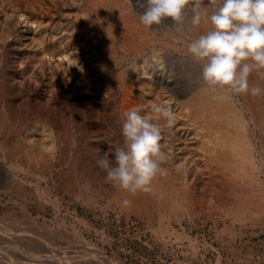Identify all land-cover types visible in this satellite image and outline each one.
Wrapping results in <instances>:
<instances>
[{
    "label": "rangeland",
    "instance_id": "obj_1",
    "mask_svg": "<svg viewBox=\"0 0 264 264\" xmlns=\"http://www.w3.org/2000/svg\"><path fill=\"white\" fill-rule=\"evenodd\" d=\"M6 1L7 0L3 1L2 4L0 3L1 13L6 11L4 13L5 15L0 14L1 19L3 18V16L5 18L4 20H2V25L5 24V26L0 25V29L3 28L2 30H0L1 37L3 33V37L2 38L0 37V78L4 80L2 82L0 80V85H1L0 86V96H1L0 97V110H1L0 113L2 116V117L0 116L1 117L0 121L2 122L0 123L1 124L0 125V129H1L0 130V218H1L0 219V235H1L0 236V264H10V262L13 264H42V263L44 264L45 262L46 264V262L49 263L51 261L50 259H48L49 257L50 258L53 257V259H56L55 260V263H56L60 260L61 261L64 260V258L66 257V254L67 256L70 255L69 258L74 257L77 260V259L83 258V256H86L87 253L89 254V250H90L89 248H91L92 253H90L86 257H90V255H95L97 256L95 257V260L102 262V263L106 262L104 264H238V263L239 264H264V223H261L262 221L261 222L260 221L251 222L250 220L246 218H242L241 216L242 214L240 216L237 215V217L238 216L240 217V218L238 217L239 220H237L238 218H236V215L233 217L234 214L243 213V211L246 212V210H248L249 207L251 208L252 204L253 205H252V208L250 209V212L252 214H254L253 212H255V215L258 214L257 211H255L257 206H255L256 204H254L253 202L257 201L258 199H261L260 198L261 196H262V199H264V182H262L264 181L262 180L264 179L262 178L264 177V175L260 174L258 176V182L262 180L261 182L258 183L259 186L257 183H254L255 185L257 184L256 186L253 183L252 184L242 183V186L240 187H242L243 190H241V188L239 190L237 187V184H239V182L236 185H234V183L230 181L231 176L230 174H227L228 172H226L225 170L221 168L220 169L222 172H220V169H218L219 165L217 166V168L216 166H214V165H217L216 162H215L216 164H214V162L210 164V162L213 160L208 158L207 152L205 148H203L204 147L203 142H205L206 138L209 137V134L211 136L210 138H212L213 137L212 133L214 132L212 130V133H210V131H208L207 129V132H209V134L208 133L204 134L206 132L205 129L207 128L206 127L207 124L201 122V120L198 118L196 120L194 119L195 117H193V115L190 114L192 110L191 108H188L189 106L187 105V102H186L188 100V97H190V95L192 94V92H195L197 90L200 91V89L208 90L207 92L209 93L217 91V90L220 92H223V91L226 92V91L223 90L222 88L221 90L220 87L218 86L212 87L209 85L207 86V84H205L202 78V62H198L194 58H192V56L188 54L187 49L185 52L178 53L179 51L174 50L175 52H173L172 49L168 48V51L169 50L170 51L167 54L166 45L172 43L171 45L173 46V42L175 43L174 45H176V42L173 40H170V38H166L165 33L166 32H177V30H179L180 27H181L180 29L186 28L185 27L186 19L188 18L190 14L193 13L192 4L190 3L186 7L185 12L183 14L184 17L178 25H174V22L171 21V19H166L161 25H159V27L157 26L156 28V26H153L155 29L152 27L153 29L151 28L150 30L149 28L145 27L146 30L149 29L146 31L145 29H143L144 27L142 28L143 25L140 23L137 24V22H140L139 14H142L144 12L146 4H147V0H134V1L133 0H122V1L117 0L118 1L117 9L116 10L111 9V11L116 12L115 14L118 15L117 19L118 18L120 19V20L119 19L117 20V22L119 21V23L118 24L116 23L117 24L116 27L119 26L120 28H122L121 26H123L124 24L123 28L125 27L126 32L129 33L130 35H133L138 29H139L138 32L141 31V32H144V34L146 33V35H148L147 36L148 43L146 41L145 44H149V45H146L145 48H144V44L141 46L137 44V42H139L140 44L142 41L136 38L137 39L136 46L137 47L139 46L142 49L139 52L132 54L127 51H123L120 48L121 43L118 44L117 40H115V42L113 40V43L111 41V47L113 46L114 47L112 50L109 48L106 52L100 51L102 46L100 48L98 44L96 45L94 44L97 41H100V43L103 42L101 41V38L104 40H109V38L111 39V35L109 34V32H111V29L113 28L114 24H113V21L108 16H104L105 12H103L100 18L99 16L95 15V13L97 12V8L93 9L94 8L93 5H89V6L86 5L85 4L86 2H84L86 0H72L74 1L73 3H71L70 0H62L64 3L61 2V0L60 2L58 0H50L52 1L50 3H49V0H45V1L44 0H28V1L21 0L23 1V3H21L20 0L19 1L8 0L10 3ZM69 1H70V4H69ZM215 1L216 2L213 3L212 0H203V5L206 7V11H208L207 12L208 15H209V12L212 13L213 11H215L216 8L220 6V4L222 3V0H215ZM33 2L37 4L35 5ZM14 3L17 5V7H15L16 5L14 6ZM45 3L46 5H44ZM65 3H66V7H64ZM48 4H50L49 5L50 8L46 7L48 6ZM29 5H30V8L28 7ZM101 8L104 9V7H101ZM119 8H120L121 13L117 12ZM127 8H129L130 10ZM25 9H29V14L27 15L28 17L27 19L30 20L33 18V23H29L26 20L24 22L22 20L23 18L19 17V12L25 13L24 12ZM39 9L41 12L37 14L35 11H39ZM45 10L47 11L50 10V12L52 13L50 14L48 13L49 11L47 12ZM204 10L205 8L202 7L201 11H204ZM53 12H55L54 15H53ZM61 12L62 14L65 12L63 17H62ZM130 12H132V14ZM7 14H8V17H7ZM43 14L45 16H43ZM94 16H97V19ZM133 16L135 17L133 19L134 25L137 24L141 26L143 30L140 28L138 29L136 28L137 30L135 31V28H133L132 26L133 24H131L133 22L132 21ZM104 17H107L108 19ZM125 17H127L129 20H130L129 17H131L130 22H125L126 25L124 21H122L124 19L125 20L127 19ZM202 18L203 20H205L203 16ZM44 19L46 21L43 22ZM135 19L137 22L135 21ZM89 20L91 21L92 24L93 23L97 24V21H98V26L100 25V27H95L97 26L96 24H93V25L90 24ZM107 20L108 22L110 21L109 24L112 25V27L109 26L110 31H106L108 30L107 25H109ZM55 21L58 23V25L56 24ZM45 22H47L48 24H46ZM204 22H206V20ZM181 24L182 25L184 24V25L182 26ZM166 25L168 26L166 27ZM206 25L210 30L211 24L210 22L208 23V20H207ZM130 26H132L131 27L132 29L130 28ZM174 26H176V29ZM165 27L168 29H166ZM92 28L94 30H92ZM123 28L122 29L115 28V29L125 33L124 32L125 30ZM85 29L86 31L90 30V33L89 31L88 33H86ZM169 29H172V30L170 31ZM96 30L98 32V35H96L97 34V32H95ZM100 30L101 31L103 30L104 32L103 31L101 32ZM67 31L70 32V34L67 33ZM131 32L132 33L134 32V33L132 34ZM149 32H151L153 35H156V36H152V34H150ZM93 33L94 35L92 36ZM101 33H103L104 38L101 37L102 35ZM47 34L49 37L47 36ZM107 34H109L108 35L109 38H107ZM21 35H25L27 41L30 43L33 39L34 44H37V45H34V46L24 45L23 46V44L18 39V36H21ZM86 35L87 37L88 36L89 37L87 38ZM149 35L152 37L151 39L155 38L153 43H151L152 40L149 39ZM158 36H161V37L158 38ZM30 37H32V39ZM45 37L46 38L48 37V39H46ZM92 37H94V39L96 38V41L95 40L91 41V39H93ZM135 37H137V34H135ZM4 38H7V39H4ZM187 38L189 39L190 37L188 36ZM35 39L37 41H35ZM82 39L83 41L81 42ZM180 39H179L178 45H181L183 41L185 43V46H187V44L192 41L190 40L191 38L189 39L190 41L186 38L184 39L182 38L181 39L182 41ZM40 41L42 43L41 46L38 45V44H41V43H38ZM42 41H45V42L43 43ZM161 41L162 43L167 42L166 45L159 43ZM62 42L64 43L66 42V44ZM88 42H92V44ZM67 43H68V46H66ZM55 44H58V45H55ZM108 44L110 43L108 42ZM158 45L159 46L161 45V46L158 47ZM57 46L59 47L56 48ZM151 46L153 49L151 48ZM44 47L45 49H43ZM93 47H95V49H93ZM91 48L93 51H91ZM97 48H100V49L97 50ZM157 48L159 49L157 50ZM37 49L40 51H37ZM56 49H58V51H56ZM41 51H44V53ZM38 52L39 53L41 52V53L39 54ZM55 52L56 54L60 52L59 54H62V57L61 55L60 56L56 55ZM93 52H95L96 56L95 54H93ZM151 53L156 54V55L159 54L160 56L158 55L156 57V55H154L156 58L154 57V59H152L153 54ZM169 53L172 54V57ZM41 55L44 57H42ZM134 56L135 57L137 56V57L135 58ZM160 57L162 58L160 59ZM50 58H53V59H50ZM173 59H175V61ZM182 59H183V62H182ZM18 62L19 64L21 62L22 65H18ZM105 66H106V69H105ZM163 68L164 70H162ZM108 72H110L109 75H108ZM139 74L141 76L140 79H143L146 77L145 83L148 86L146 85L145 88L152 87L154 89L153 94L148 93L146 90H141V89L139 90V87H141L138 82L140 80V79L138 80ZM157 74H158V77H157ZM128 76H129V79H128ZM13 78L17 81V83L16 81H13L15 82V84L12 82V80H14ZM106 78L109 79L111 82L107 80ZM134 78L136 79L134 80ZM149 80H152V81L149 82ZM7 81L10 82V84ZM106 81H109L111 85L109 84V82H106ZM130 81L131 83H128ZM133 82H134V85H132ZM137 84H139V86ZM151 85H154V86H151ZM133 86L134 88H132ZM211 87H212V91L210 92L209 90L211 89ZM13 88L14 89L16 88L18 90L16 89L14 90ZM128 88L129 90H127ZM126 92H133V93L129 94ZM226 95H228L226 100L231 103V106L232 107L234 106V108H237V110H239L240 114H242L245 117V122L246 120L248 121L246 122L248 123V130L252 132L253 134H255V137H257L258 132L254 129L252 123L248 119L250 117L249 116L250 114L248 113V110L246 111L247 105L245 104L246 103L245 99L242 97L241 94L232 95L228 92V94ZM231 95L232 97H230ZM155 96H157L158 98V99L156 98V101H154ZM236 97H237V100H236ZM123 100L126 101L125 104L122 103ZM162 101L164 102L166 101L165 102L166 104ZM158 102H160V104ZM237 102L239 103L238 106L236 105ZM128 103L132 105H128ZM153 104H156L159 106H170L171 107L175 115V119H176V124L171 130H167V128L164 127L163 124H165L164 123L165 119L163 117L159 119L160 121L155 119L157 114H154V112L153 113L151 112L153 111L152 110ZM11 105L12 107H10ZM148 106H150V109H148L149 108ZM128 108H132V109H128ZM134 109L141 116L146 115L149 118L151 117L150 119L154 118L153 119L154 122L157 121V123L161 127L163 126L166 129L165 132H163L164 136L167 134L166 135L167 137L165 136L166 138L163 137L165 144L162 143L163 140L161 141V143L162 145L164 144L166 148H168L167 150H164L165 149V146H164L163 150L166 151L167 155L169 156H168L167 161L164 162L162 166L164 169L166 167V170L168 171H166L165 175H162V178L161 176H158L155 182H153V184L155 186L159 185L161 184L159 182H162L163 180L164 184H166L165 186L169 187L170 190L173 187L174 191L171 192L172 193L171 195L174 197L172 196L170 197L169 195L167 197H170L172 201L175 200L177 203L172 202L171 200L167 201V204H165L167 209L165 206H164L165 209H163V207L160 205L161 203L159 202V199H156L157 196L153 195L152 193H151L152 195L150 193H145V195H147V198L150 197V199L148 198V200L150 201L149 203H147L148 205L142 206L141 202L139 201V200H143L144 195H142V192H141V195L139 194L140 196L138 194H135L134 196V195L127 193L126 191L113 187L110 183H107L105 181V173L97 164V160L100 159L105 154V152L109 153L110 159H114L115 148L117 146L123 145L124 143V138L121 134V129H122V124L124 120L126 119V113ZM173 109L174 110L176 109V110L174 111ZM57 113L59 116L57 115ZM17 115H19V117ZM187 115L189 116L187 117ZM183 117H186V118H183ZM180 118L181 119L183 118V119L180 120ZM53 119H55V123L54 121H52ZM191 119L195 121H192ZM9 123L11 124L9 125ZM12 126L13 127L16 126L17 129H15V127L14 129L11 128ZM185 126H188V127H185ZM203 126L205 127L203 128ZM213 126H216V125H214V123L208 124L209 130L211 127L213 128ZM10 128L13 129V131L11 130L9 133L7 131H9ZM2 129H5L7 131L2 130ZM57 129L59 130L57 131ZM199 130H201V132ZM11 132L14 134H12ZM66 132H68V135ZM172 132L174 133L172 134ZM189 132L191 133V135ZM183 133L186 135H184ZM195 133L197 135H200L201 133L202 134L201 136H196ZM180 134L181 136H183L182 138H179ZM176 135H179V137ZM189 135L191 139L188 137ZM204 135L205 137L206 135H208V137L204 138ZM261 136H264V135L261 134ZM202 138L204 139L202 140ZM39 139L41 140V142L39 141ZM55 139L57 140L52 141ZM185 139L189 141H186ZM257 139L258 138H256L255 140L253 139L254 143L259 144V146L257 144L258 147L256 146V150H254L256 151L255 156L257 155V152L259 149L264 148V144H262L264 142L259 141L261 143L260 144L259 142H257L258 141ZM262 139H264V137H262ZM208 140L209 139H207V141ZM196 141H197V144L195 143ZM199 141L201 142L203 141V142L201 143ZM29 142L33 146L36 143L38 144H36L34 146L36 148H34L32 147L31 144L29 145ZM173 142H175L174 145H173ZM4 143H6L7 145ZM17 143L26 144L25 148H26L27 153L25 151V148L23 149V145L21 144H18V145H21L20 146L21 149L19 148V146H17L19 149L16 148L15 145H17ZM184 143H187V144L184 145ZM3 144L6 147H4ZM39 144L41 146H39ZM49 144L50 145L52 144L53 146V149H52L53 151L50 153L49 151H51L52 146H49ZM195 144L197 145V147L195 146ZM200 144H203V146ZM176 146L177 147L179 146V148H177ZM182 146H183V149H182ZM260 146H262V148ZM2 147L4 148V151ZM13 147L15 148V150L12 149ZM37 147H40V148H37ZM44 147L45 148L47 147L46 150L44 149ZM198 147L200 148V151L203 149L202 150L203 153L198 151L199 150ZM28 148L30 150V153L36 152L34 153V155L32 154L31 157H29L30 153H28ZM96 148L99 150H96ZM22 149L24 152L22 151L20 153V150ZM175 149L178 152L175 151ZM18 150H19V153H18ZM56 150L59 151V154H58V151ZM13 151H17V152H13ZM217 151L218 149L214 152H217ZM11 153L13 154L17 153V154L16 156H13V154ZM45 153H46V156L49 154L47 157L49 158L48 160L45 159L46 158ZM189 153L192 154L191 155L192 157L190 156ZM19 154L21 156H19ZM42 154H44V156ZM178 154L180 156H178ZM39 155L43 157L41 158ZM33 156L35 158L37 157L38 160L36 161L35 159L31 165L30 162L33 161L34 159ZM63 156H65V158H63ZM200 156H203V157H200ZM20 157L22 158L21 161L22 160L26 161L29 157V159L27 160L28 162L26 161L25 163H23L26 166H22L23 164L21 163L23 161L19 162L18 159H20ZM56 159L58 160L56 161ZM169 159H170V162H169ZM191 159H192V162L190 163ZM182 160H184L183 161L184 165L182 164L183 166H180ZM42 162L43 163L46 162V164L44 165L42 164ZM175 162H178V163H175ZM187 162H189L188 163L189 165L186 164ZM201 162H204V163H201ZM206 162L207 163L209 162L208 164H210L211 166L206 164ZM174 164H179L178 167L180 168H178ZM204 164L208 165L207 168ZM196 165L200 169L202 166V170L197 169V168L195 170L194 167H196ZM28 166L32 169H29ZM42 166H43V169H42ZM190 166L192 167V169L189 170ZM14 167L17 170H15ZM80 167L82 168V170ZM204 167L205 169H203ZM212 168L214 171H212ZM202 171H204L203 176L201 174ZM208 171L210 173H208ZM211 171L214 173H212ZM177 172H179L180 175ZM195 172H196V175H194ZM223 172L224 173L226 172V173L224 174ZM11 173L12 175H10ZM189 174L191 175L189 176ZM168 175H169V180L171 182L168 181ZM198 176H200L201 178L198 179ZM67 180H70V181L67 182ZM176 180L177 182H180V183L175 182ZM206 180L207 181L209 180V181L207 182ZM226 180H228L229 182ZM57 181H59L60 183L59 182L57 183ZM167 182L170 183V186H167L168 185ZM222 184H225L226 187L225 185H222ZM154 185H153V188H155ZM232 185H234L233 189H236L235 191H238L236 192L237 194L239 193V191H241L240 196H238L239 194L238 195L236 194L235 196L236 200L233 197L235 191L234 190L231 191ZM245 186H247L248 188L249 187L251 188L248 189ZM257 186H258V189H256ZM178 188H181V189H179L178 191ZM228 188L230 191H228ZM170 190L166 191L167 193L165 195L169 194ZM251 190L252 192H250ZM256 190L257 192L253 194L254 191ZM23 191L25 194H23ZM223 191L225 193H222ZM242 191H244L245 193H243ZM230 192L232 195L230 194ZM125 194L128 196H126ZM179 194L180 196H178ZM258 194H260L261 196ZM247 195H249L251 199L250 198L245 199V197L246 198L248 197ZM253 195H255V197L258 199L252 197ZM132 196L136 198V199L133 198L135 201L131 200ZM151 196L153 198H151ZM176 196L178 197V199ZM210 196H211V199H210ZM216 196L217 197L219 196L218 197L219 199L216 198ZM179 197L181 199H179ZM232 197L235 200V203L236 201L237 202L239 201V204L238 203L235 204L233 202L234 200H232ZM239 198L243 199L245 202H243ZM126 199L127 200L130 199L132 204H134L133 202H136V204L138 202L137 206H135L136 208L134 207L135 209H132L133 205L131 206V203L130 205H127L128 208H125V204L123 203V201ZM196 200H198V202ZM248 200H249V203L251 202L250 204L247 203ZM221 201L224 203L226 202V203L222 204ZM261 201H264V200H261ZM172 203H175L177 207ZM255 203H258V201ZM170 204L173 206L171 207ZM122 205H124L123 208H122ZM138 207L139 208L141 207V209H139ZM146 207L147 209L150 208V211L148 210L147 212V210L145 209ZM173 207L177 209L179 208L180 211H181V208L183 210V207H184V210L181 212H177V209L176 210L173 209L172 211ZM152 208L156 209L157 211L154 209L152 210ZM158 208L161 210H159ZM144 209L146 211H144ZM171 211L173 213H170ZM261 212L259 211V213ZM226 213L227 215H225ZM147 214L150 218H148ZM151 214L153 215L154 220L152 216H150ZM157 214L159 218L161 216L160 219L156 217ZM162 218H163L162 220L163 222H161ZM222 219H223V222H222ZM242 220H245V221H242ZM249 222H251V224H254V225L249 224ZM225 224L227 226L226 228L227 230L224 228ZM245 224H246V227L244 226ZM158 225L160 226L159 228H158ZM27 231H30V233ZM19 232L21 233L23 232L22 235L19 234ZM164 232H166V234H164ZM158 233L159 235H161V233L163 234L159 236L157 235ZM153 234L156 235L157 237L156 236L153 237ZM23 235L29 236L28 238H30L31 240L20 239V237H22ZM158 239H159V242L157 241ZM48 240L52 242L50 243ZM165 240L166 242H164ZM54 249L57 251H55ZM21 250L23 252H20ZM27 255L28 256L30 255V256L28 257ZM45 256H49V257H45ZM39 257L41 260H39ZM34 258H36V263H35ZM69 258L66 257V259H69ZM91 259H94V257H92ZM102 259H105L106 261ZM19 261L21 262L19 263ZM53 263H54V260L52 261V264Z\"/></svg>",
    "mask_w": 264,
    "mask_h": 264
},
{
    "label": "bare ground",
    "instance_id": "obj_2",
    "mask_svg": "<svg viewBox=\"0 0 264 264\" xmlns=\"http://www.w3.org/2000/svg\"><path fill=\"white\" fill-rule=\"evenodd\" d=\"M3 1H5V0H0V3L2 4L3 3ZM8 1V0H7ZM6 1V2H7ZM16 1H19V0H16ZM21 1V0H20ZM25 1V0H24ZM28 1V0H27ZM45 1V0H44ZM59 2H60V0H58ZM71 1V3H73L74 1H72V0H70ZM70 1H69V4H70ZM122 1V0H121ZM134 1V0H133ZM9 2V1H8ZM37 2V1H36ZM50 2H52V1H50L49 0V3ZM61 2H63L62 0H61ZM83 2V1H82ZM84 2H86L85 4L86 5H93L94 6V8L93 9H96L97 8V12L95 13V15H97V16H99V18L101 17V15L103 14V12H105L104 13V16H108L112 21H113V24H114V26H113V28L115 27L116 29H122L123 28V26H124V24H123V26H121L122 28H120L119 26H117L116 27V25L119 23V21L117 22V20L119 19H117V17H118V15L117 14H115L116 12H114V11H111V9H114V10H116L117 9V7H118V1L117 0H86V1H84ZM129 2V1H128ZM141 2V1H140ZM144 2V1H143ZM216 2V1H215ZM10 3V2H9ZM21 3H23V1H21ZM35 5L37 4V3H35V2H33ZM47 3V2H46ZM46 3L44 4V5H46ZM64 3V2H63ZM67 3V2H66ZM66 3H65V6L64 7H66ZM218 3V2H217ZM27 4V3H26ZM32 4V3H31ZM56 4V3H55ZM4 5H5V3H4ZM16 4L14 3V6H15ZM19 5V4H18ZM25 5V4H24ZM23 5V6H24ZM50 4H48V6H46V7H49L50 8V6H49ZM52 5V4H51ZM68 5V4H67ZM123 5V4H122ZM133 5V4H132ZM137 5V4H136ZM147 5V4H146ZM12 6V5H11ZM13 6V7H14ZM20 6V5H19ZM70 6V5H69ZM69 6H67V7H69ZM72 6H73V4H72ZM71 6V7H72ZM92 6V7H93ZM207 6V5H206ZM209 6V5H208ZM15 7H17V5L15 6ZM29 8H30V5L28 6ZM40 7V6H39ZM58 7V6H57ZM62 7V6H61ZM101 7H104V9L103 8H101ZM126 7V6H125ZM139 7V6H138ZM141 7H143V6H141ZM191 7V6H190ZM210 7V6H209ZM212 7V6H211ZM2 8H4V7H2ZM1 8V9H2ZM36 8V7H35ZM45 8V7H44ZM53 8H54V6H53ZM135 8V7H134ZM8 9V8H7ZM19 9H20V7H19ZM41 9V8H40ZM40 9H39V11H35L37 14L39 13V12H41L40 11ZM51 9H52V7H51ZM50 9V10H51ZM56 9V8H55ZM127 9H129V8H127ZM209 9V8H208ZM35 10V9H34ZM50 10H45V11H47L48 13H52V12H50ZM61 10V9H60ZM64 10V9H63ZM88 10V9H87ZM124 10H126V9H124ZM130 10V9H129ZM128 10V11H129ZM10 11V10H9ZM12 11V10H11ZM52 11V10H51ZM62 11V10H61ZM86 11V10H85ZM108 11V12H107ZM123 11V10H122ZM141 11V10H140ZM6 12V11H5ZM5 12H3V13H1V11H0V14H2V15H5L4 13ZM24 12L25 13H21V12H19V17H22L21 19L25 22V20L27 21V22H29V23H33V18L32 19H27L28 17H27V15L29 14V9H25L24 10ZM34 12V13H35ZM117 12H120V8H119V10L117 11ZM127 12V11H126ZM203 12V11H202ZM208 12V11H207ZM35 13V14H36ZM44 13V12H43ZM54 13L55 12H53V15H54ZM67 13V12H66ZM87 13V12H86ZM121 13V12H120ZM131 14H132V12H130ZM17 14V13H16ZM45 14H47V13H45ZM61 14H62V12H61ZM64 14H65V12L62 14V17L64 16ZM81 14V13H80ZM79 14V15H80ZM83 14H84V12H83ZM119 14V13H118ZM130 14V15H131ZM139 14V13H138ZM211 13L209 12V15H210ZM11 15H12V13H11ZM15 15V14H14ZM74 15V14H73ZM78 15V14H77ZM76 15V16H77ZM125 15V14H124ZM123 15V16H124ZM128 15V14H127ZM134 15V14H133ZM37 16V15H36ZM43 16H45L44 14H43ZM66 16V15H65ZM97 16H94L96 19H97ZM121 16V15H120ZM126 16V15H125ZM135 16V15H134ZM132 17V23L131 24H133L132 26H133V28H135V31L138 29V28H140V29H142L143 27V29H145V26L143 25L142 26V28H141V26H139V25H137L138 23H140V22H137L136 21V19H135V21L137 22V24L136 25H134V18L136 17ZM192 16H193V13L192 14H190L189 16H188V18L186 19V28L184 29H180L179 28V30H177V32H166L165 33V37L166 38H170V40H173V41H175L176 42V45H174L175 43L173 42V46L171 45V44H167L166 45V43L167 42H164V43H162V41L161 42H159V43H162V44H165L166 45V47H167V54H168V52L170 51H168V48L169 49H172V51L173 52H175V51H179L178 53H182V52H185L186 51V49L187 48H185V47H187V46H185V43L181 40L182 38L184 39V38H186V39H188L187 37L189 36L190 38V40H194V39H196V38H198L200 35H203V34H206L207 33V31H209V28L207 27V20H206V22H204L205 20H203V18L201 19V22H200V24L199 25H193L192 24ZM7 17H8V14H7ZM13 17V16H12ZM12 17H11V19H12ZM42 17V16H41ZM53 17V16H52ZM60 17V16H59ZM73 17V16H72ZM85 17V16H84ZM83 17V18H84ZM87 17H88V15H87ZM184 17V16H183ZM9 18H10V16H9ZM49 18V17H48ZM74 18H75V16H74ZM73 18V19H74ZM94 18V19H95ZM104 18H107V17H104ZM125 18H127V17H125ZM130 18V20H131V17H129ZM5 18H4V16H3V18L1 19V17H0V25L1 26H5V24H3L2 25V20H4ZM20 19V18H19ZM72 19V20H73ZM108 19V18H107ZM124 19V18H123ZM18 20V19H17ZM71 20V21H72ZM83 20V19H82ZM104 20V19H103ZM120 20V19H119ZM126 20H128V21H126ZM124 19V20H122V21H124V23L125 22H130V20L127 18V19ZM138 20V19H137ZM203 20V21H202ZM44 21H46L45 19L43 20V22ZM74 21V20H73ZM77 21V20H76ZM90 21V20H89ZM100 21V20H99ZM106 21V20H105ZM13 22V21H12ZM15 22V21H14ZM26 22V23H27ZM56 22V21H55ZM62 22V21H61ZM107 22H108V20H107ZM110 22V21H109ZM109 22H108V24H109ZM135 22V23H136ZM46 24H48L47 22H45ZM52 23V22H51ZM50 23V24H51ZM65 23V22H64ZM71 23V22H70ZM81 23V22H80ZM100 23V22H99ZM117 23V24H116ZM184 23V22H183ZM204 23H206V24H204ZM208 23H209V21H208ZM16 24V23H15ZM18 24V23H17ZM41 24H42V22H41ZM40 24V25H41ZM49 24V25H50ZM55 24V23H54ZM56 24L58 25V23L56 22ZM67 24V23H66ZM78 24H79V22H78ZM90 24H92L91 23V21H90ZM93 24H96V23H93ZM92 24V25H93ZM107 24V23H106ZM141 24V23H140ZM171 24V23H170ZM36 25V24H35ZM44 25V24H43ZM42 25V26H43ZM97 26H95V27H100V25L98 26V21H97V24H96ZM125 25H126V23H125ZM127 25H128V23H127ZM173 25V24H172ZM178 25V24H177ZM182 25V24H181ZM184 25V24H183ZM182 25V26H183ZM209 25V24H208ZM8 26V25H7ZM20 26V25H19ZM34 26V25H33ZM32 26V27H33ZM53 26H55V25H53ZM59 26H60V24H59ZM65 26V25H64ZM82 26V25H81ZM87 26V25H86ZM89 26V25H88ZM94 26H93V28H94ZM102 26V25H101ZM108 26V30H106V31H110L109 30V26H111L112 27V25H107ZM132 26H130V28L132 27ZM135 26V27H134ZM154 26H156V25H154ZM168 25H166V27H167ZM48 27V26H47ZM83 27V26H82ZM103 27V26H102ZM111 27H110V29H111ZM119 27V28H118ZM159 27V26H158ZM165 27V28H166ZM175 27V29H176V26H174ZM179 27V26H178ZM46 28V27H45ZM62 28V27H61ZM73 28V27H72ZM71 28V29H72ZM92 28V30H94ZM112 28V29H113ZM114 28V29H115ZM137 28V29H136ZM154 28V27H153ZM152 28V29H153ZM156 28H157V26H156ZM3 29V28H2ZM2 29H0V30H2ZM12 29V28H11ZM36 29V28H35ZM52 29V28H51ZM95 29H97V28H95ZM100 29V28H99ZM98 29V30H99ZM102 29V28H101ZM105 29V28H104ZM103 29V30H104ZM112 29H111V32H109V34L111 35V39L108 37V35L109 34H107V38H109V40H104V39H102L101 37H103L104 38V35H103V33H101L102 35H101V41H103V42H101L100 43V41H97L96 43H94L95 45L96 44H98L99 45V47L101 48V46H102V48H101V50L100 51H104V52H106L109 48L112 50L113 49V47H111V41H112V43H113V40H114V42H115V40H117V42H118V44L119 43H121L120 44V48L123 50V51H127V52H129V53H136V52H139L142 48H140L139 46H141V45H143L144 44V48H145V46L146 45H149V44H145L146 43V41L148 40V35H146V33L144 34V32H138V30L133 34L132 32V34L133 35H130L129 33H127L126 32V29H125V27L123 28L125 31V33H123L122 31H118V30H116L115 29V31H114V29H113V31H112ZM128 29H129V27H128ZM132 29V28H131ZM142 29V30H143ZM155 29V28H154ZM162 29V28H161ZM166 29H168V28H166ZM211 29V28H210ZM29 30V29H28ZM60 30V29H59ZM66 30V29H65ZM102 30V31H103ZM146 30V29H145ZM144 30V31H145ZM147 30H149V29H147ZM146 30V31H147ZM151 30V29H150ZM170 31L172 30V29H169ZM57 31V30H56ZM63 31V30H62ZM85 31H86V29H85ZM89 31V33H90V30H88ZM88 31H86V33H88ZM101 31V30H100ZM101 31V32H102ZM155 31V30H154ZM161 31V30H160ZM159 31V32H160ZM167 31V30H166ZM179 31V32H178ZM4 32V31H3ZM33 32V31H32ZM61 32V31H60ZM92 32H94V31H92ZM95 32H97V30L95 31ZM104 32V31H103ZM156 32V31H155ZM181 32V33H180ZM57 33V32H56ZM62 33V32H61ZM64 33H66V32H64ZM67 33H69L70 34V32H68L67 31ZM85 33V34H86ZM100 33V32H99ZM106 33V32H105ZM150 34H152L151 32H149ZM5 34V33H4ZM84 34V35H85ZM96 34V33H95ZM135 34H137V37H135ZM6 35V34H5ZM9 35V34H8ZM7 35V36H8ZM34 35V34H33ZM41 35V34H40ZM52 35V34H51ZM50 35V36H51ZM65 35V34H64ZM91 35V34H90ZM94 35V33L92 34V36ZM96 35H98V32H97V34ZM12 36V35H11ZM37 36V35H36ZM47 36H48V34H47ZM57 36V35H56ZM77 36V35H76ZM75 36V37H76ZM99 36H100V34H99ZM106 36V35H105ZM152 36H156V35H153L152 34ZM1 37V36H0ZM2 37H3V33H2ZM1 37V38H2ZM17 37V36H16ZM49 37V36H48ZM48 37L46 38V39H48ZM53 37V36H52ZM52 37H50V38H52ZM86 37H87V35H86ZM89 37V36H88ZM87 37V38H88ZM161 36H158V38H160ZM164 37V36H163ZM162 37V38H163ZM31 39H32V37H30ZM54 38V37H53ZM70 38V37H69ZM80 38V37H79ZM93 39H91V41L93 40H95L96 41V38L94 39V37H92ZM106 38V39H107ZM117 38V39H116ZM136 38H138V39H140L142 42V44L140 43L139 44V42H137V44L139 45L138 47L136 46V41H137V39ZM152 37L149 35V39H151ZM158 38H156V39H158ZM161 38V39H162ZM181 38V39H180ZM4 39H7V38H4ZM18 39H19V41L23 44V46L24 45H26V46H34V45H37V44H34V41H33V39H32V41H31V43L30 42H28L27 41V39H26V36L25 35H21V36H18ZM30 39V40H31ZM67 39V38H66ZM98 39V38H97ZM160 39V40H161ZM179 39L182 41V44H181V42H180V44L181 45H178V42H179ZM188 39V40H189ZM29 40V41H30ZM45 40V39H44ZM60 40V39H59ZM59 40H57V41H59ZM63 40V39H62ZM88 40V39H87ZM139 40V41H140ZM152 41H151V43H153V41L155 40V38L154 39H151ZM189 40V41H190ZM5 41H7V40H5ZM17 41V40H16ZM35 41H37L36 39H35ZM49 41H51V40H49ZM61 41V40H60ZM83 41V39L81 40V42ZM2 42V41H1ZM43 43L45 42V41H42ZM99 42V43H98ZM108 42L110 43V44H108ZM149 42H150V40H149ZM155 42H157V41H155ZM186 42V41H185ZM4 43V42H3ZM2 43V44H3ZM33 43V44H32ZM38 43H41V41L40 42H38ZM58 43V42H57ZM62 43H64V42H62ZM87 43V42H86ZM86 43H84V44H86ZM88 43H91L92 44V42H88ZM147 43H148V41H147ZM187 43V42H186ZM49 44V43H48ZM64 44H66V42L64 43ZM81 44V43H80ZM156 44V43H155ZM21 45V44H20ZM38 45H42V43L41 44H38ZM55 45H58V44H55ZM69 45H71V44H69ZM88 45V44H87ZM153 45V44H152ZM164 45V46H165ZM45 46V45H44ZM48 46V45H47ZM50 46V45H49ZM66 46H68V43H67V45ZM90 46H92V45H90ZM157 46V45H156ZM161 46V45H160ZM159 45H158V47H160ZM22 47V46H21ZM36 47V46H35ZM39 47V46H38ZM37 47V48H38ZM46 47V46H45ZM45 47L43 48V49H45ZM59 46H57L56 48H58ZM116 47V46H115ZM148 47V46H147ZM16 48V47H15ZM17 48H19V47H17ZM53 48V47H52ZM63 48V47H62ZM100 48H97V50L98 49H100ZM151 48H152V46H151ZM156 48V47H155ZM24 49H26V48H24ZM33 49V48H32ZM41 49V48H40ZM48 49V48H47ZM51 49V48H50ZM49 49V50H50ZM84 49V48H83ZM93 49H95V47H93ZM118 49V48H117ZM153 49V48H152ZM159 48H157V50H158ZM20 50H21V48H20ZM35 50V49H34ZM33 50V51H34ZM62 50V49H61ZM90 50V49H89ZM96 50V51H97ZM175 50V51H174ZM37 51H40V50H38L37 49ZM55 51V50H54ZM56 51H58V49H56ZM91 51H93L92 50V48H91ZM90 51V52H91ZM95 51V50H94ZM117 51V50H116ZM30 52V51H29ZM32 52V51H31ZM36 52V51H35ZM34 52V53H35ZM41 52H43L44 53V51H41ZM40 52V53H41ZM98 52V51H97ZM96 52V53H97ZM113 52V51H112ZM153 52V51H152ZM23 53V52H22ZM25 53V52H24ZM27 53V52H26ZM33 53V54H34ZM39 53V52H38ZM39 53V54H40ZM49 53V52H48ZM53 53V52H52ZM51 53V54H52ZM60 53V52H59ZM59 53H57L56 54V52H55V54L56 55H61V57H62V54H59ZM88 53H89V51H88ZM99 53V52H98ZM149 53V52H148ZM156 53V52H155ZM13 54V53H12ZM15 54V53H14ZM37 54V53H36ZM50 54V55H51ZM93 54H95V52H93ZM104 54V53H103ZM102 54V55H103ZM106 54V53H105ZM111 54V53H110ZM151 54H153V53H151ZM164 54V53H163ZM170 54V53H169ZM189 54V53H188ZM21 55H23V54H21ZM65 55V54H64ZM98 55V54H97ZM108 55V54H107ZM118 55H119V53H118ZM125 55V54H124ZM131 55V54H130ZM154 55H156V54H153V58L152 59H154ZM159 55V54H158ZM158 55H156V57L158 56ZM171 55V57H172V54H170ZM27 56V55H26ZM42 56V55H41ZM90 56V55H89ZM95 56H96V54H95ZM99 56H100V54H99ZM104 56V55H103ZM160 56V55H159ZM181 56V55H180ZM38 57H40V56H38ZM42 57H44V56H42ZM46 57V56H45ZM48 57V56H47ZM49 57H51V56H49ZM53 57V56H52ZM58 57V56H57ZM56 57V58H57ZM135 57V56H134ZM137 57V56H136ZM135 57V58H136ZM138 57H140V56H138ZM142 57V56H141ZM146 57V56H145ZM148 57H150V56H148ZM155 57V58H156ZM165 57H167V56H165ZM169 57V56H168ZM60 58V57H59ZM66 58V57H65ZM68 58V57H67ZM95 58V57H94ZM118 58V57H117ZM147 58V57H146ZM162 57H160V59H161ZM184 58V57H183ZM193 58V57H192ZM50 59H53V58H50ZM58 59V58H57ZM93 59V58H92ZM100 59V58H99ZM134 59V58H133ZM139 59V58H138ZM157 59H159V58H157ZM95 60V59H94ZM105 60V59H104ZM109 60V59H108ZM111 60V59H110ZM124 60V59H123ZM142 60V59H141ZM174 61H175V59H173ZM192 60V59H191ZM22 61V60H21ZM42 61V60H41ZM96 61V60H95ZM135 61V60H134ZM166 61V60H165ZM188 61H190V60H188ZM15 62H17V61H15ZM60 62V61H59ZM63 62V61H62ZM108 62V61H107ZM182 62H183V59H182ZM38 63V62H37ZM97 63V62H96ZM105 63H106V61H105ZM109 63H110V61H109ZM115 63V62H114ZM189 63V62H188ZM13 64V63H12ZM61 64V63H60ZM59 64V65H60ZM93 64V63H92ZM113 64V63H112ZM118 64V63H117ZM140 64V63H139ZM155 64V63H154ZM174 64V63H173ZM15 65V64H14ZM18 65H22L21 64V62H20V64H19V62H18ZM33 65V64H32ZM44 65V64H43ZM47 65V64H46ZM49 65V64H48ZM116 65V64H115ZM121 65V64H120ZM136 65V64H135ZM150 65V64H149ZM9 66V65H8ZM50 66V65H49ZM58 66V65H57ZM132 66V65H131ZM138 66V65H137ZM144 66H146V65H144ZM22 67V66H21ZM123 67V66H122ZM136 67V66H135ZM181 68V67H180ZM49 69V68H48ZM105 69H106V66H105ZM108 69V68H107ZM115 69V68H114ZM131 69V68H130ZM110 70H111V68H110ZM109 70V71H110ZM162 70H164V68L162 69ZM144 71V70H143ZM111 72H113V71H111ZM125 72V71H124ZM123 72V73H124ZM156 72V71H155ZM109 73L110 72H108V75H109ZM136 73V72H135ZM19 74V73H18ZM119 74V73H118ZM51 75V74H50ZM111 75V74H110ZM121 75V74H120ZM119 75V76H120ZM167 75V74H166ZM172 75V74H171ZM11 76V75H10ZM21 76V75H20ZM92 76V75H91ZM134 76V75H133ZM137 76V75H136ZM147 76V75H146ZM164 76V75H163ZM25 77V76H24ZM112 77V76H111ZM140 74L138 75V80L140 79ZM142 77H144V76H142ZM155 77V76H154ZM157 77H158V74H157ZM165 77V76H164ZM50 78V77H49ZM124 78V77H123ZM127 78V77H126ZM125 78V79H126ZM146 78V77H145ZM145 78H143V79H140L138 82H139V84H140V86L141 87H139V90L141 89V90H146L148 93H152L153 94V88L151 87V88H145L146 87V83H145ZM14 79V78H13ZM29 79V78H28ZM90 79H92V78H90ZM107 79V78H106ZM128 79H129V76H128ZM136 78H134V80H135ZM153 79V78H152ZM0 80H1V82L2 81H4V80H2V78H0ZM7 80V79H6ZM17 80H19V79H17ZM22 80V79H21ZM24 80V79H23ZM54 80V79H53ZM107 80H109V79H107ZM160 80V79H159ZM248 80H249V87L251 88V87H261V88H264V70H261L260 72H257V71H253L251 74H250V76H249V78H248ZM9 81H10V79H9ZM13 81H16L15 79L14 80H12V82ZM110 81V80H109ZM109 81H106V82H109ZM121 81V80H120ZM150 81H152V80H149V82ZM6 82V81H5ZM8 82V81H7ZM11 82V83H12ZM18 82H20V81H18ZM111 82V81H110ZM110 82H109V84H110ZM123 82V81H122ZM126 82V81H125ZM138 82H136V83H138ZM147 82V81H146ZM202 82V81H201ZM4 83V82H3ZM9 84H10V82H8ZM14 84H15V82H13ZM12 83V84H13ZM16 83H17V81H16ZM87 83V82H86ZM128 83H131V81L130 82H128ZM136 83H135V85H136ZM157 83V82H156ZM159 83H160V81H159ZM162 83V82H161ZM204 83V82H203ZM9 84H7V85H9ZM37 84V83H36ZM124 84V83H123ZM139 84H137L138 86H139ZM164 84V83H163ZM206 84V83H205ZM4 85V84H3ZM19 85H20V83H19ZM51 85V84H50ZM54 85V84H53ZM108 85V84H107ZM111 85V84H110ZM109 85V86H110ZM132 85H134V82H133V84ZM159 85V84H158ZM162 85V84H161ZM166 85H167V83H166ZM1 86V85H0ZM14 86V85H13ZM108 86V87H109ZM130 86V85H129ZM138 86H137V88H138ZM148 86V85H147ZM151 86H154V85H151ZM169 86V85H168ZM199 86V85H198ZM208 86V85H207ZM5 87V86H4ZM111 87H113V86H111ZM121 87V86H120ZM159 87V86H158ZM3 88V87H2ZM12 88V87H11ZM50 88H51V86H50ZM53 88V87H52ZM82 88V87H81ZM130 88V87H129ZM129 88L127 89V90H129ZM132 88H134V86L132 87ZM136 88V87H135ZM157 88V87H156ZM200 88V87H199ZM207 88V87H206ZM205 88V89H206ZM10 89V88H9ZM14 89V88H13ZM16 89V88H15ZM14 89V90H15ZM54 89V88H53ZM116 89V88H115ZM124 89V88H123ZM193 89V88H192ZM197 89V88H196ZM209 89V88H208ZM221 89V88H220ZM16 90H18V89H16ZM134 90V89H133ZM132 90V91H133ZM138 90V89H137ZM158 90V89H157ZM157 90H156V92H157ZM216 90V89H215ZM222 90V89H221ZM224 90V89H223ZM11 91V90H10ZM13 91V90H12ZM87 91V90H86ZM136 91V90H135ZM159 91V90H158ZM188 91V90H187ZM193 91V90H192ZM191 91V92H192ZM208 90H201L200 89V91L199 90H197V91H195V92H192V94L190 95V97H188V100L186 101L187 102V105L189 106L188 108H191V110H192V112L190 113V114H192L193 115V117H195L194 119L196 120L197 118L198 119H200L201 120V122H203V123H206L207 125H206V129H205V133L204 134H209V132H207V129H208V131H210V133H212V130H213V132L214 133H212L213 135V137L212 138H210L211 136H210V134H209V137H208V135H206V137H208V138H206L205 137V135H204V138H206V140H205V142L207 141V139H209L206 143L205 142H203V144H204V147L203 148H205V150H206V152H207V155H208V158L209 159H211V160H213V161H211L210 162V164L211 163H213L214 162V164H216L217 163V165H214V166H216V168H217V166L219 165V168L218 169H223V170H225L226 172H228L227 174H230V176H231V179H230V181L232 182V183H234V185H236L238 182H239V184H237V187H238V189L240 190V188H241V190H243L242 189V187H240V186H242V183H248V184H254V183H259V182H261L262 180H264V179H262L261 181H259L258 182V176L260 175V174H262V175H264V148H262V146H260L262 149H257L258 150V152H257V155L255 156V152L256 151H254V150H256V146H257V144L258 143H254V141H253V139L255 140L256 138H258L257 140V142H264V139H262V137H264V136H261V134L262 135H264V95H261V96H252L251 94H250V92H249V94H241L242 95V97L245 99V101H246V105H247V109H246V111L248 110V113L250 114L249 116V120H250V122L252 123V125H253V127H254V129L258 132V136L257 137H255V134H253L252 132H250L249 130H248V123H246V122H248L247 120H246V122H245V117L242 115V114H240V112H239V110H237V108H234V106L232 107L231 106V103L229 102V101H227L226 100V98L228 97V95H226V94H228V92L226 93V92H220V91H214V92H211L212 91V87H211V89L209 90L211 93H209V92H207ZM18 92V91H17ZM140 92V91H139ZM20 93V92H19ZM111 93H113V92H111ZM126 93H129V94H131V93H133V92H126ZM141 93V92H140ZM135 94V93H134ZM146 94V93H145ZM156 94V93H155ZM231 94V93H230ZM133 95V94H132ZM140 95V94H139ZM143 95H144V93H143ZM150 95V94H149ZM160 95V94H159ZM233 95V94H232ZM232 95L230 96V97H232ZM238 95V94H237ZM240 96V95H239ZM1 97V96H0ZM125 97V96H124ZM123 97V98H124ZM127 97V96H126ZM144 97V96H143ZM154 97V96H153ZM172 97V96H171ZM234 97V96H233ZM241 97V96H240ZM133 98V97H132ZM146 98V97H145ZM156 98H157V96H155V100L154 101H156ZM169 98V97H168ZM167 98V99H168ZM187 98V97H186ZM235 98V97H234ZM239 98V97H238ZM16 99V98H15ZM110 99V98H109ZM125 99V98H124ZM127 99V98H126ZM143 99V98H142ZM158 99V98H157ZM164 99V98H163ZM166 99V100H167ZM93 100V99H92ZM129 100V99H128ZM162 100V99H161ZM230 100V99H229ZM232 100V99H231ZM236 100H237V97H236ZM240 100V99H239ZM86 101V100H85ZM149 101H151V100H149ZM153 101V102H154ZM235 101V100H234ZM241 101H242V99H241ZM115 102V101H114ZM125 102L126 101H124L123 100V102L122 103H124L125 104ZM132 102V101H131ZM161 102V101H160ZM160 102H158L159 104H160ZM162 102H164V101H162ZM166 102V101H165ZM164 102V103H165ZM168 102V101H167ZM184 102V101H183ZM3 103V102H2ZM12 103V102H11ZM20 103V102H19ZM157 103V102H156ZM163 103V104H164ZM169 103V102H168ZM236 103V102H235ZM22 104V103H21ZM166 104V103H165ZM164 104V105H165ZM234 104V103H233ZM238 102H237V106H238ZM244 104V103H243ZM7 105V104H6ZM15 105V104H14ZM128 105H132V104H129L128 103ZM127 105V106H128ZM168 105V104H167ZM184 105V104H183ZM126 106V105H125ZM124 106V107H125ZM172 106V105H171ZM3 107V106H2ZM10 107H12V105L10 106ZM52 107V106H51ZM123 107V106H122ZM149 108L148 109H150V106H148ZM41 108V107H40ZM55 108V107H54ZM134 108H135V106H134ZM177 108V107H176ZM182 108H183V106H182ZM185 108V107H184ZM243 108V107H242ZM15 109V108H14ZM124 109V108H123ZM122 109V110H123ZM128 109H132V108H128ZM178 109H180V108H178ZM6 110V109H5ZM135 110V109H134ZM174 110V109H173ZM176 110V109H175ZM174 110V111H175ZM185 110V109H184ZM188 110V109H187ZM242 110V109H241ZM1 111V110H0ZM94 111V110H93ZM127 111V110H126ZM125 111V112H126ZM25 112V111H24ZM62 112V111H61ZM149 112V111H148ZM152 113H153V111H151ZM180 112V111H179ZM185 112V111H184ZM8 113V112H7ZM144 113V112H143ZM182 113V112H181ZM242 113V112H241ZM2 114H4V113H2ZM9 114V113H8ZM142 114V113H141ZM149 114V113H148ZM151 114V113H150ZM155 114V113H154ZM189 114V113H188ZM246 114V113H245ZM244 114V115H245ZM57 115H58V113H57ZM124 115V114H123ZM180 115V114H179ZM184 115V114H183ZM206 115V116H205ZM0 116H1V113H0ZM7 116V115H6ZM18 117H19V115H17ZM54 116V115H53ZM56 116V115H55ZM59 116V115H58ZM101 116V115H100ZM146 116V115H145ZM151 116V115H150ZM177 116V115H176ZM189 115H187V117H188ZM246 116V115H245ZM2 117V116H1ZM1 117H0V119H1ZM38 117V116H37ZM46 117V116H45ZM153 117V116H152ZM247 117V116H246ZM53 118V117H52ZM55 118V117H54ZM62 118V117H61ZM92 118V117H91ZM151 118V117H150ZM183 118H186V117H183ZM182 118V119H183ZM17 119V118H16ZM56 119V118H55ZM55 119H53L52 121H54V123H55ZM154 119V118H153ZM181 118H180V120H182ZM203 119V120H202ZM247 119V118H246ZM3 120V119H2ZM57 120V119H56ZM179 120V119H178ZM192 120V119H191ZM195 120H192V121H195ZM17 121V120H16ZM61 121V120H60ZM158 121H160V120H158ZM199 121V120H198ZM25 122V121H24ZM185 122H187V121H185ZM197 122V121H196ZM0 123H2L1 121H0ZM7 123V122H6ZM5 123V124H6ZM15 123V122H14ZM44 123V122H43ZM53 123V122H52ZM61 123H63V122H61ZM156 123H157V121H156ZM164 123H166V121L164 122ZM200 123V122H199ZM211 123H214V125H216V126H213V128L211 129L210 128V130H209V127H208V124H211ZM8 124V123H7ZM6 124V125H7ZM11 123H9V125H10ZM16 124V123H15ZM18 124V123H17ZM160 124H161V122H160ZM182 124V123H181ZM198 124V123H197ZM1 125V124H0ZM53 125V124H52ZM62 125V124H61ZM60 125V126H61ZM117 125V124H116ZM164 126H165V124H163ZM189 125V124H188ZM195 125V124H194ZM203 125H205V124H203ZM37 126V125H36ZM55 126V125H54ZM57 126H58V124H57ZM196 126V125H195ZM250 126V125H249ZM15 127V129H17L16 128V126H14ZM14 127L12 126L11 128H13L14 129ZM46 127V126H45ZM183 127H184V125H183ZM182 127V128H183ZM185 127H188V126H185ZM202 127V126H201ZM205 126H203V128H204ZM2 128V127H1ZM10 128V130L9 131H7V130H5V129H2V130H5V131H7V132H9L10 133V131L12 130L13 131V129H11ZM41 128H43V127H41ZM56 128V127H55ZM162 128L164 129L163 130V132H165V128L162 126ZM179 128H181V127H179ZM195 128V127H194ZM193 128V129H194ZM199 128V127H198ZM52 129H54V128H52ZM178 129V128H177ZM197 129V128H196ZM1 130V129H0ZM34 130V129H33ZM59 129H57V131H58ZM66 130V129H65ZM168 130V129H167ZM195 130V129H194ZM203 130V129H202ZM254 130V131H255ZM55 131V130H54ZM173 131V130H172ZM200 132H201V130H199ZM34 132V131H33ZM48 132V131H47ZM53 132V131H52ZM60 132V131H59ZM193 132V131H192ZM198 132V131H197ZM261 132V133H260ZM12 133V132H11ZM51 133V132H50ZM57 133V132H56ZM55 133V134H56ZM67 133V135H68V132H66ZM167 133H169V132H167ZM174 132H172V134H173ZM190 133V132H189ZM259 133H260V135H259ZM12 134H14V133H12ZM165 134V133H164ZM184 134V133H183ZM202 134V133H201ZM201 134L200 135H197L196 133H195V135L196 136H201ZM59 135V134H58ZM63 135V134H62ZM167 135V134H166ZM165 135V136H166ZM184 135H186V134H184ZM190 135H191V133H190ZM190 135L188 136L189 138H190ZM194 135V134H193ZM194 135V136H195ZM71 136V135H70ZM164 135H163V137H165ZM170 136H171V134H170ZM176 136H178L179 137V135H176ZM167 137V136H166ZM165 137V138H166ZM183 136H181V134H180V137L179 138H182ZM186 137V136H185ZM192 137V136H191ZM203 137V136H202ZM255 137V138H254ZM18 138H19V136H18ZM57 138V137H56ZM164 138V139H165ZM204 138H202V140L204 139ZM29 139V138H28ZM63 139V138H62ZM178 139V138H177ZM191 139V138H190ZM199 139V138H198ZM6 140H7V138H6ZM25 140V139H24ZM26 140H27V138H26ZM57 139H55V140H52V141H56ZM182 140V139H181ZM184 140V139H183ZM186 140V139H185ZM197 140V139H196ZM3 141V140H2ZM39 141L41 142V140L39 139ZM186 141H189V140H186ZM191 141V140H190ZM195 141V140H194ZM25 142V141H24ZM36 142V141H35ZM167 142V141H166ZM181 142V141H180ZM199 142H201V141H199ZM201 142V143H202ZM259 142V143H260ZM43 143V142H42ZM52 143V142H51ZM54 143H56V142H54ZM162 143H164L165 144V142H164V140L162 141ZM196 144H197V141L195 142ZM4 144H6V143H4ZM4 144H3V146H4ZM18 144H21V143H17V145H15L16 146V148H18L17 146H19V148L21 149V145H23V149L25 148V146H26V144H21V145H18ZM31 143L29 142V145H30ZM34 144V143H33ZM36 144H38V143H36ZM35 144V145H36ZM41 144V143H40ZM39 144V146H41ZM53 144V143H52ZM52 144L50 145L49 144V146H52ZM163 144V148H164V145ZM175 144V142H173V145ZM178 144V143H177ZM187 143H184V145H186ZM195 144V146L197 147V145ZM203 144H200V145H202L203 146ZM261 144V143H260ZM262 144H264V143H262ZM7 145V144H6ZM28 145V146H29ZM32 145V144H31ZM34 145V146H35ZM43 145V144H42ZM168 145V144H167ZM183 145V146H184ZM194 145V144H193ZM199 145V146H200ZM14 146V147H15ZM33 145H32V147H34ZM38 146V145H37ZM172 146V145H171ZM183 146H182V149H183ZM189 146H190V144H189ZM188 146V147H189ZM194 146V147H195ZM258 146H259V144H258ZM257 146V147H258ZM4 147H6V146H4ZM12 148V149H14L15 150V148ZM32 147H31V149H32ZM177 147V146H176ZM181 147V146H180ZM3 148V147H2ZM8 148V147H7ZM18 148V149H19ZM34 148H36V147H34ZM37 148H40V147H37ZM47 148V147H46ZM46 148L44 147V149L46 150ZM58 148V147H57ZM56 148V149H57ZM77 148V147H76ZM100 148V147H99ZM177 148H179V146L177 147ZM199 148V147H198ZM10 149V148H9ZM23 149L22 150H20V153L23 151ZM53 146H52V148H51V151H49V153L50 152H52L53 150ZM59 149V148H58ZM168 148H166V146H165V149L164 150H167ZM186 149V148H185ZM190 149V148H189ZM197 149V148H196ZM218 149V151L217 152H214V151H216ZM7 150V149H6ZM17 150V149H16ZM38 150V149H37ZM63 150V149H62ZM96 150H99V149H97L96 148ZM203 150V149H202ZM202 150L200 151V148H199V152H202ZM3 151H4V148H3ZM25 151H26V148H25ZM33 151V150H32ZM35 151V150H34ZM56 151H58V150H56ZM56 151H54V152H56ZM170 151V150H169ZM175 151H177L176 149H175ZM174 151V152H175ZM195 151V150H194ZM12 152V151H11ZM13 152H17V151H13ZM24 152V151H23ZM40 152V151H39ZM43 152H45V151H43ZM43 152H41V153H43ZM166 152V151H165ZM178 152V151H177ZM190 152V151H189ZM10 153V152H9ZM18 153H19V150H18ZM26 153H27V151H26ZM28 153H30V150H29V148H28ZM34 153H36V152H34ZM34 153H30V155H29V157H31V155L33 154L34 155ZM47 153V152H46ZM46 153H45V159H49V158H47L48 157V155L46 156ZM62 153V152H61ZM60 153V154H61ZM184 153V152H183ZM191 153H193V152H191ZM203 153V152H202ZM11 154H13V153H11ZM17 154V153H16ZM16 154L14 153L13 154V156H16ZM58 154H59V151H58ZM181 154V153H180ZM187 154V153H186ZM190 154V153H189ZM25 155V154H24ZM43 156H44V154H42ZM177 155V154H176ZM184 155V154H183ZM192 154H190V156H191ZM19 156H21L20 154H19ZM36 156H38V155H36ZM40 156V155H39ZM42 156V157H43ZM52 156V155H51ZM60 156V155H59ZM58 156V157H59ZM169 156V155H168ZM171 156V155H170ZM178 156H180L179 154H178ZM3 157V156H2ZM29 157H28V159H29ZM34 157V156H33ZM41 157V156H40ZM40 157H39V159H40ZM41 157V158H42ZM54 157V156H53ZM53 157H51V158H53ZM57 157V158H58ZM192 157V156H191ZM200 157H203V156H200ZM205 157V156H204ZM207 157V156H206ZM25 158V157H24ZM23 158V159H24ZM63 158H65V156H63ZM21 157H20V159H18L19 160V162L21 161ZM27 159V158H26ZM27 159V160H28ZM36 159V161L38 160L37 159V157L35 158L34 157V159H33V161L32 162H30L31 163V165H32V163L34 162V160ZM60 159V158H59ZM179 159H180V157H179ZM189 159V158H188ZM194 159H195V157H194ZM202 159H204V158H202ZM15 160V159H14ZM25 160V159H24ZM26 160V161H27ZM46 160V161H47ZM58 159H56V161H57ZM173 160V159H172ZM184 160H185V158H184ZM184 160H182V162H181V164H180V166H183L184 164H183V161ZM206 160V159H205ZM23 161V160H22ZM21 161V162H22ZM26 161H23L21 164H23V163H25ZM40 161V160H39ZM39 161H38V163H39ZM76 161V160H75ZM176 161V160H175ZM187 161H189V160H187ZM198 161V160H197ZM28 162V161H27ZM169 162H170V159H169ZM192 162V159H191V161H190V163ZM216 162V163H215ZM13 163V162H12ZM48 163V162H47ZM53 163V162H52ZM74 163V162H73ZM175 163H178V162H175ZM185 163V162H184ZM189 162H187L186 164L187 165H189L188 164ZM196 163V162H195ZM198 163V162H197ZM201 163H204V162H201ZM200 163V164H201ZM209 163V162H208ZM207 162H206V164H208ZM29 164V163H28ZM35 164V163H34ZM37 164V163H36ZM42 164H46V162L45 163H43L42 162ZM183 164V165H182ZM199 164V163H198ZM210 164H208V165H210ZM56 165V164H55ZM54 165V166H55ZM59 165V164H58ZM173 165V164H172ZM174 165H176L177 167H178V165L179 164H174ZM205 165V164H204ZM203 165V166H204ZM208 165H205L206 166V168H207V166ZM22 166H26V165H22ZM21 166V167H22ZM30 166V165H29ZM28 166V167H29ZM80 166V165H79ZM192 166H194V165H192ZM211 166V165H210ZM209 166V167H210ZM12 167V166H11ZM191 167V166H190ZM189 167V170L190 169H192V167L190 168ZM38 168V167H37ZM47 168H49V167H47ZM55 168V167H54ZM81 168V167H80ZM178 168H180V167H178ZM183 168H185V167H183ZM183 168H181V169H183ZM195 168V170H196V168L197 169H200L199 167H197V165H196V167H194ZM11 169V168H10ZM14 169L15 170H17L15 167H14ZM29 169H32V168H30L29 167ZM41 169V168H40ZM42 169H43V166H42ZM53 169V168H52ZM203 169H205V167L203 168ZM221 169H220V172H222L221 171ZM28 170V169H27ZM49 170V169H48ZM81 170H82V168H81ZM172 170V169H171ZM188 170V169H187ZM194 170V169H193ZM194 170V171H195ZM200 170H202V166H201V169ZM14 171V170H13ZM35 171V170H34ZM42 171V170H41ZM72 171V170H71ZM165 171H168V170H166V167H165ZM194 171H193V173H194ZM199 171V170H198ZM205 171V170H204ZM204 171H202V176H203V172ZM210 171V170H209ZM208 171V173H210ZM212 171H214L213 170V168H212ZM211 171V172H212ZM216 171V170H215ZM24 172V171H23ZM183 172V171H182ZM207 172V171H206ZM219 172V173H220ZM225 172V173H226ZM10 173V172H9ZM33 173V172H32ZM47 173H48V171H47ZM50 173V172H49ZM67 173H69V172H67ZM71 173V172H70ZM171 173V172H170ZM177 173H179V172H177ZM176 173V174H177ZM184 173V172H183ZM198 173V172H197ZM212 173H214V172H212ZM224 173V172H223ZM224 173V174H225ZM51 174V173H50ZM63 174V173H62ZM73 174V173H72ZM192 174V173H191ZM191 174H189V176L191 175ZM199 174V173H198ZM218 174V173H217ZM10 175H12V173L10 174ZM59 175V174H58ZM88 175V174H87ZM170 175H172V174H170ZM179 175H180V173H179ZM182 175V174H181ZM193 175V174H192ZM194 175H196V172H195V174ZM214 175V174H213ZM219 175V174H218ZM37 176V175H36ZM61 176V175H60ZM72 176V175H71ZM93 176V175H92ZM167 176V175H166ZM174 176V175H173ZM210 176V175H209ZM225 176H227V175H225ZM224 176V177H225ZM38 177V176H37ZM62 177V176H61ZM61 177H60V179H61ZM64 177V176H63ZM69 177V176H68ZM84 177V176H83ZM94 177V176H93ZM172 177V176H171ZM175 177V176H174ZM193 177V176H192ZM191 177V178H192ZM206 177V176H205ZM221 177V176H220ZM261 177V176H260ZM161 178H162V176H161ZM166 178V177H165ZM178 178H180V177H178ZM196 178V177H195ZM199 178H201L200 176H198V179ZM217 178H219V177H217ZM262 178H264V177H262ZM14 179V178H13ZM69 179V178H68ZM171 179V178H170ZM194 179V178H193ZM214 179H216V178H214ZM213 179V180H214ZM52 180V179H51ZM57 180H58V178H57ZM66 180V179H65ZM196 180V179H195ZM61 181V180H60ZM63 181V180H62ZM70 180H67V182H69ZM87 181H88V179H87ZM168 181H170L169 180V175H168ZM185 181H187V180H185ZM199 181V180H198ZM207 181V180H206ZM209 181V180H208ZM207 181V182H208ZM225 181V180H224ZM226 181H228V180H226ZM8 182V181H7ZM11 182V181H10ZM59 181H57V183H58ZM83 182V181H82ZM92 182V181H91ZM154 182H155V180H154ZM171 182V181H170ZM172 182H174V181H172ZM175 182H177V180L175 181ZM229 182V181H228ZM262 182H264V181H262ZM60 183V182H59ZM65 183H66V181H65ZM159 183H161V184H159V185H154L155 186V188H153V192H151L153 195H155V196H157V198L156 199H159V202L161 203L160 205L163 207V209H165V204H167V201H170L171 200V192H173L174 190H173V187L171 188V190L169 189V187H166L165 185L166 184H164V182H163V180H162V182H159ZM168 183V185L167 186H170V183L169 182H167ZM177 183H180V182H177ZM183 183V182H182ZM211 183V182H210ZM64 184V183H63ZM78 184V183H77ZM86 184V183H85ZM85 184H84V186H85ZM164 184V185H163ZM172 184H174V183H172ZM226 184V183H225ZM225 184H222V185H225ZM256 184V185H257ZM262 184V183H261ZM176 185V184H175ZM221 185V184H220ZM234 185H232L231 187V191H235L236 189H233L234 187ZM239 185V186H238ZM245 185H247V184H245ZM255 185V184H254ZM255 185V186H256ZM29 186V185H28ZM65 186V185H64ZM78 186V185H77ZM83 186V185H82ZM188 186V185H187ZM228 186H230V185H228ZM251 186H253V185H251ZM258 186H259V184H258ZM258 186L256 187V189H258ZM261 186V185H260ZM71 187V186H70ZM225 187H226V185H225ZM245 187H247V186H245ZM244 187V188H245ZM74 188V187H73ZM72 188V189H73ZM91 188V187H90ZM221 188V187H220ZM248 188V187H247ZM246 188V189H247ZM249 188H251V187H249ZM248 188V189H249ZM261 188V187H260ZM75 189V188H74ZM179 189H181V188H178V191H179ZM189 189V188H188ZM215 189H216V187H215ZM227 189V188H226ZM237 189V190H238ZM254 189V188H253ZM170 190V193L169 194H167V195H165L167 192L166 191H169ZM219 190V189H218ZM88 191V190H87ZM92 191V190H91ZM120 191V190H119ZM190 191V190H189ZM222 191V190H221ZM228 191H230L229 190V188H228ZM183 192V191H182ZM214 192V191H213ZM215 192H216V190H215ZM236 192H238V191H235L234 192V199H235V196H236ZM240 192L241 191H239V195L238 196H240ZM243 193H245L244 191H242ZM250 192H252V190L250 191ZM255 192H257V190L256 191H254V193L253 194H255ZM261 192H262V190H261ZM96 193V192H95ZM124 193V192H123ZM150 193V194H151ZM211 193H212V191H211ZM222 193H225L224 191L222 192ZM229 193V192H228ZM248 193V192H247ZM23 194H25L24 193V191H23ZM42 194V193H41ZM74 194V193H73ZM93 194V193H92ZM138 195L140 194L141 195V192H138L137 193ZM151 194V195H152ZM174 194H175V192H174ZM230 194H231V192H230ZM242 194V193H241ZM249 194V193H248ZM43 195V194H42ZM120 195H121V193H120ZM126 195V194H125ZM139 195V196H140ZM142 195H144L143 196V200H139L140 202H141V204H142V206L144 205V206H146V205H148L147 203H149V201L150 200H148V198L150 199V197H148L147 198V195H145V193H143L142 192ZM170 196V197H167V196ZM217 195V194H216ZM225 195V194H224ZM232 195V194H231ZM245 195V194H244ZM244 195H242V196H244ZM252 195V194H251ZM258 195H260V194H258ZM126 196H128V195H126ZM135 196V195H134ZM134 196H132L131 197V200H133V201H135L133 198H135ZM146 196V197H145ZM178 196H180V194L178 195ZM193 196V195H192ZM230 196V195H229ZM248 197L246 198L245 197V199H251V197H249V195H247ZM261 196V195H260ZM76 197V196H75ZM172 197H174V196H172ZM177 197V196H176ZM219 197V196H218ZM217 196H216V198H218ZM227 197V196H226ZM233 197H232V200H234L233 199ZM252 197H254V198H256L255 197V195H253ZM121 198V197H120ZM142 198V197H141ZM145 198H146V200H145ZM151 198H153L152 196H151ZM215 198V197H214ZM228 198V197H227ZM254 198H253V200H254ZM261 199H258V198H256V199H258L257 201H258V203H255V202H257V201H254L253 203L254 204H256L255 206H257L256 207V209H255V211H257V213L258 214H256L255 215V212H253L254 214H252L251 212H250V209L252 208V205H251V208L249 207V209L248 210H246V212L245 211H243V213H239V214H234L233 215V217L236 215V218H238L241 214V216H242V218H246V219H248V220H250L251 222H258V221H262L261 223H264V217H262V216H264V211H262V210H264V201H261V200H264V199H262V196L260 197ZM125 199V198H124ZM136 199V198H135ZM140 199V198H139ZM177 199H178V197H177ZM179 199H181L180 197H179ZM183 199H185V198H183ZM210 199H211V196H210ZM219 199V198H218ZM218 199H216V200H218ZM231 199V198H230ZM240 199V198H239ZM238 199V200H239ZM130 200V199H129ZM130 200V201H131ZM225 200V199H224ZM227 200V199H226ZM236 200V199H235ZM235 200L233 201L234 203H235ZM240 200H242L243 202H245L243 199H240ZM121 201H123V200H121ZM132 201V202H133ZM172 201V200H171ZM195 201V200H194ZM197 202H198V200H196ZM211 201V200H210ZM120 202V201H119ZM139 202V203H140ZM158 202V203H159ZM172 202H176L175 200L174 201H172ZM180 202V201H179ZM181 202H182V200H181ZM219 202V201H218ZM222 202V201H221ZM220 202V203H221ZM229 202V201H228ZM134 204H132L131 203V206L133 207L132 209H135L136 207L135 206H137V204H138V202H137V204H136V202H133ZM177 203V202H176ZM193 203V202H192ZM224 202H222V204H223ZM226 203V202H225ZM224 203V204H225ZM236 203H238L239 204V201L237 202L236 201ZM235 203V204H236ZM241 203V202H240ZM247 203H249V200L247 201ZM251 203V202H250ZM249 203V204H250ZM172 204H174L175 205V203H172ZM179 204V203H178ZM213 204V203H212ZM217 204V203H216ZM244 204H246V203H244ZM130 205V204H129ZM171 205V204H170ZM180 205V204H179ZM178 205V206H179ZM194 205H196V204H194ZM241 205V204H240ZM123 206L124 205H122V208H123ZM151 206V205H150ZM160 206V207H161ZM165 206V207H164ZM173 205H171V207H172ZM176 207H177V205H175ZM229 206V205H228ZM231 206V205H230ZM246 206V205H245ZM135 207V208H134ZM161 207V208H162ZM170 207V208H171ZM240 207H242V206H240ZM262 207V208H261ZM125 208H128L127 207V205H125ZM129 208H131V207H129ZM139 208V207H138ZM245 208V207H244ZM132 209H130V210H132ZM139 209H141V207L139 208ZM143 209V208H142ZM146 210H147V212H148V210L150 211V208H148L147 209V207L145 208ZM144 209V211H146ZM154 208H152V210H153ZM159 209V208H158ZM166 209H167V207H166ZM173 209H177V208H172V211H173ZM179 209V208H178ZM177 209V212H181V211H183L184 210V207H183V210H182V208H181V211H180V209L178 210ZM238 209V208H237ZM242 209V208H241ZM128 210V209H127ZM129 210V211H130ZM154 210H156V209H154ZM159 210H161V209H159ZM209 210V209H208ZM231 210V209H230ZM245 210V209H244ZM138 211V210H137ZM157 211V210H156ZM166 211V210H165ZM170 212V213H173V212ZM190 211V210H189ZM259 211L261 212V213H259ZM131 212H133V211H131ZM163 212H164V210H163ZM167 212V211H166ZM176 212V211H175ZM174 212V213H175ZM213 212V211H212ZM227 212V211H226ZM230 212V211H229ZM234 212V211H233ZM250 212V213H249ZM138 213V212H137ZM140 213H142V212H140ZM151 213H152V211H151ZM154 213H155V211H154ZM169 213V212H168ZM169 213V214H170ZM218 213V212H217ZM191 214V213H190ZM138 215V214H137ZM164 215H166V214H164ZM176 215V214H175ZM225 215H227V213L225 214ZM229 215V214H228ZM232 215V214H231ZM237 215H239L238 217H237ZM141 216V215H140ZM147 216H148V214H147ZM150 216H152V218H153V215L151 214ZM146 217V216H145ZM156 217H158V214H157V216ZM168 217V216H167ZM187 217V216H186ZM232 217V218H233ZM147 218V217H146ZM148 218H150L149 216H148ZM147 218V219H148ZM159 218V217H158ZM158 218H157V220H158ZM160 218H161V216H160ZM159 218V219H160ZM175 218V217H174ZM231 218V217H230ZM235 218V219H236ZM240 218V217H239ZM239 218L237 219V220H239ZM1 219V218H0ZM229 219V218H228ZM153 220H154V218H153ZM163 220V218L161 219V222H163L162 221ZM234 221V220H233ZM232 221V222H233ZM242 221H245V220H242ZM159 222V221H158ZM157 222V223H158ZM222 222H223V219H222ZM236 222V221H235ZM251 222H249V224H251ZM230 223H231V221H230ZM237 223V222H236ZM235 223V224H236ZM242 223V222H241ZM21 225V224H20ZM19 225V226H20ZM162 225V224H161ZM238 225H240V224H238ZM251 225H254V224H251ZM2 226V225H1ZM245 227H246V224L244 225ZM28 227H29V225H28ZM160 226L158 225V228H159ZM164 227H165V225H164ZM162 228V227H161ZM223 228V227H222ZM224 228L226 229L227 228V226H226V224H225V226H224ZM18 229V228H17ZM255 229V228H254ZM32 230V229H31ZM45 230V229H44ZM160 230V229H159ZM164 230H165V228H164ZM227 230V229H226ZM27 232H29L30 233V231H27ZM233 232V231H232ZM5 233V232H4ZM13 233V232H12ZM23 233V232H22ZM22 233L21 232H19V234H21L22 235ZM75 233V232H74ZM155 233H156V231H155ZM170 233V232H169ZM14 234V233H13ZM60 234V233H59ZM62 234V233H61ZM163 233H161V235H162ZM164 234H166V232H164ZM157 235H159V233L157 234ZM161 235H159V236H161ZM1 236V235H0ZM57 236V235H56ZM61 236V235H60ZM156 235H154L153 234V237H155ZM29 236H26V235H23L22 237H20V239H27V240H31L30 238H28ZM38 237V236H37ZM55 237V236H54ZM65 237V236H64ZM157 237V236H156ZM231 237V236H230ZM59 238V237H58ZM232 238V237H231ZM235 238V237H234ZM77 239H78V237H77ZM82 239V238H81ZM50 240H52V239H50ZM49 241V240H48ZM82 241V240H81ZM158 242H159V239L157 240ZM50 242V241H49ZM52 242V241H51ZM50 242V243H51ZM61 242V241H60ZM74 242H76V241H74ZM164 242H166V240L164 241ZM224 242V241H223ZM47 243V242H46ZM70 243V242H69ZM72 243H73V241H72ZM79 243H81V242H79ZM39 245V244H38ZM58 245V244H57ZM60 245V244H59ZM62 245V244H61ZM83 245V244H82ZM37 246V245H36ZM30 247V246H29ZM47 247V246H46ZM64 247H65V245H64ZM8 248H9V246H8ZM5 249V248H4ZM15 249H17V248H15ZM56 249V248H55ZM54 249V250H55ZM90 250H89V254L90 253H92V250H91V248H89ZM10 250V249H9ZM12 250V249H11ZM28 250V249H27ZM42 250V249H41ZM53 250V251H54ZM29 251H31V250H29ZM48 251V250H47ZM55 251H57V250H55ZM91 251V252H90ZM20 252H23L22 250L20 251ZM19 252V253H20ZM69 252V251H68ZM232 252V251H231ZM26 253V252H25ZM66 253V252H65ZM2 254H4V253H2ZM8 254H10V253H8ZM13 254V253H12ZM22 254V253H21ZM24 254V253H23ZM27 254V253H26ZM30 254V253H29ZM46 254V253H45ZM55 254V253H54ZM64 254V253H63ZM69 254H71V253H69ZM88 253H87V255L86 256H88L89 255ZM41 255V254H40ZM75 255V254H74ZM79 255V254H78ZM3 256V255H2ZM6 256V255H5ZM12 256V255H11ZM26 256V255H25ZM28 256V255H27ZM30 256V255H29ZM28 256V257H29ZM55 256V255H54ZM70 256V255H69ZM69 256H67V254H66V257H68L69 258ZM86 256H83V258H81V259H75L74 257L71 259V258H69V259H66V257L64 258V260H60V261H58V262H60V263H58V262H56L55 263V260L56 259H53V257H49V256H45V257H49L48 259H50L49 261V263H51L52 264V261L54 260V263L55 264H98V263H100V264H104V263H106V262H99V261H97V260H95V257H97V256H95V255H90V257L92 258V257H94V259H91L90 257H86ZM17 257V256H16ZM32 257V256H31ZM34 257H36V256H34ZM82 257V256H81ZM24 258V257H23ZM60 258H62V257H60ZM78 258V257H77ZM99 258V257H98ZM35 259V263H36V258H34ZM33 259V260H34ZM66 259V260H65ZM3 260V259H2ZM13 260V259H12ZM21 260V259H20ZM29 260H30V258H29ZM39 260H41L40 259V257H39ZM102 260H105V259H102ZM44 261V260H43ZM106 261V260H105ZM9 262V261H8ZM14 262V261H13ZM21 261H19V263H20ZM25 262V261H24ZM28 262V261H27ZM86 262V263H85ZM4 263V262H3ZM23 263V262H22ZM42 263V262H41ZM48 262H46V264H47ZM48 263V264H49ZM53 263V264H54ZM108 263V262H107ZM10 264H13V263H11L10 262ZM43 264V263H42ZM44 264H45V262H44ZM239 264V263H238Z\"/></svg>",
    "mask_w": 264,
    "mask_h": 264
},
{
    "label": "clouds",
    "instance_id": "obj_3",
    "mask_svg": "<svg viewBox=\"0 0 264 264\" xmlns=\"http://www.w3.org/2000/svg\"><path fill=\"white\" fill-rule=\"evenodd\" d=\"M190 3L193 25H199L202 16L211 24L206 34L187 44L188 53L202 62L204 82L231 94L264 95V88H250L248 80L253 71L264 70V0H222L211 15L203 0H147L144 12L139 14L140 23L151 29L171 19L177 25ZM152 110L157 114L156 120L165 119L164 127H174L176 119L170 106L153 104ZM121 134L124 143L115 148L114 159L105 152L97 160L105 181L131 195L153 192L154 180L166 174L162 166L168 159L161 143L163 128L153 119L130 110ZM123 203L129 205L131 201L126 199Z\"/></svg>",
    "mask_w": 264,
    "mask_h": 264
}]
</instances>
